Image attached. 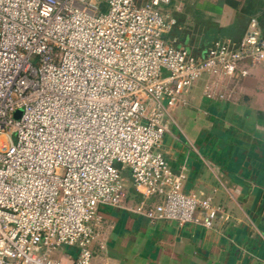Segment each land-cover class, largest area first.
<instances>
[{"label":"built area","instance_id":"1","mask_svg":"<svg viewBox=\"0 0 264 264\" xmlns=\"http://www.w3.org/2000/svg\"><path fill=\"white\" fill-rule=\"evenodd\" d=\"M174 1L0 0V264H92L103 206L152 226L222 217L161 147L196 83L223 97L264 63L263 29L199 56L169 37Z\"/></svg>","mask_w":264,"mask_h":264},{"label":"crops","instance_id":"2","mask_svg":"<svg viewBox=\"0 0 264 264\" xmlns=\"http://www.w3.org/2000/svg\"><path fill=\"white\" fill-rule=\"evenodd\" d=\"M164 12L177 19L170 39L199 56L217 41L240 42L252 18L264 36V0H176ZM206 82L170 109L161 151L185 173L184 191L212 197L222 217L213 229L152 226L103 206L92 264H264V63L225 81L223 97H204Z\"/></svg>","mask_w":264,"mask_h":264},{"label":"rangeland","instance_id":"3","mask_svg":"<svg viewBox=\"0 0 264 264\" xmlns=\"http://www.w3.org/2000/svg\"><path fill=\"white\" fill-rule=\"evenodd\" d=\"M22 114H23V110H22V109L17 110L16 112H14V114H13V118L16 119V120H19V119H21ZM14 138H16V137H14ZM118 166H119V165H118ZM119 167H120V166H119ZM68 253H72V254H74V250H72V249H67V248H66V249L63 250V252L60 253V255L63 256V261H64V262H65L64 255H65V254H68Z\"/></svg>","mask_w":264,"mask_h":264},{"label":"trees","instance_id":"4","mask_svg":"<svg viewBox=\"0 0 264 264\" xmlns=\"http://www.w3.org/2000/svg\"><path fill=\"white\" fill-rule=\"evenodd\" d=\"M170 37V36H169ZM131 191V190H130ZM139 197V196H138Z\"/></svg>","mask_w":264,"mask_h":264}]
</instances>
